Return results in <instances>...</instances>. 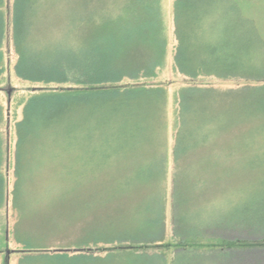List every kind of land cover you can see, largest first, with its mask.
<instances>
[{
  "label": "trees",
  "instance_id": "1",
  "mask_svg": "<svg viewBox=\"0 0 264 264\" xmlns=\"http://www.w3.org/2000/svg\"><path fill=\"white\" fill-rule=\"evenodd\" d=\"M7 1L0 0V82L5 71L4 47L9 44L15 57V77L32 86H46L18 105L20 119L14 120L13 126L16 141L12 207L21 216L23 211L16 205L24 196V177L30 175L26 165L35 155L40 154L43 159L63 158L75 147L81 149L83 156L97 157L85 159L86 166L94 168L103 167L105 161L99 163L100 158L130 152L142 164L137 167L143 173L140 177L148 179L145 185H139L151 189L154 179L166 172V157L156 155V134L161 117L164 119L166 93L161 87L138 83L155 79L166 62L165 28L158 1L122 0L123 5L117 10L103 9L98 6L99 0H12L10 4ZM239 9L229 11L221 0H174V72L191 82L238 80L248 85L227 91L190 86L177 93L169 207L172 238L178 242L162 248V252H177L170 264L202 261L205 255L200 248L231 253L235 256L234 264L241 263L242 251L264 249L261 236L244 241L216 237L212 244L207 243L210 239L205 240L207 245L200 243L201 236L214 232L210 226L214 218H232V226L240 224L259 231V226H264V189L247 198L243 212L239 213L234 212L231 202L230 209L211 216L208 208L201 209L193 199L208 184L205 178L209 168L204 172L199 161L204 155L220 158V150L213 148L218 143L210 140L229 109L223 106L230 97L243 99L244 90L264 91V38L254 20ZM52 86L58 88L49 89ZM254 101L248 104L247 118L263 125L261 132L258 127V135H254L261 138H249L245 144L248 152L240 159L249 157L246 163H256L258 155L264 153V102ZM3 120L0 104V127ZM2 139L0 133V163L5 152ZM5 180L0 174V208L5 203ZM150 191L159 192L156 187ZM162 196H153L148 206L147 198L140 199L142 212H135L138 222L131 225L137 234L130 237L142 238L140 241L123 242L127 236H119L116 223L104 231L91 221L81 228L84 237L55 248L45 240L48 235L63 233L56 225V230L49 227L36 234L30 228L14 230L13 240L18 249L12 252L23 254L25 260L59 264L68 259H106L117 251L134 256L147 248H158L160 245L148 247V243L157 239L153 222L163 220ZM70 199H75L74 193ZM26 213L34 212L28 208ZM122 222L120 225L125 223ZM219 226L215 224V228ZM151 229L152 237L148 236ZM159 232L161 238L163 229ZM103 252L108 255L100 257Z\"/></svg>",
  "mask_w": 264,
  "mask_h": 264
},
{
  "label": "rangeland",
  "instance_id": "2",
  "mask_svg": "<svg viewBox=\"0 0 264 264\" xmlns=\"http://www.w3.org/2000/svg\"><path fill=\"white\" fill-rule=\"evenodd\" d=\"M11 1L8 0L7 4H10ZM157 1L165 28L167 45L166 62L164 68L160 70L155 79L145 82L140 81L138 84H144L148 87H161L166 93L164 119L161 117L159 122L160 128L156 134L159 137L157 138L156 151L158 153L156 155L160 157L164 155L166 157V172L164 176L160 179H154V182L150 184L151 189L156 187L163 195V220L161 223L153 222V231L157 239H153L155 241L152 244L148 243L150 245L148 247L155 245V247L157 245H160V247L147 248L139 251V254L134 256L117 251L113 255L105 257L106 259L89 260L80 258L78 261L76 259H68V261L59 264H170L169 260L177 252L173 249L162 252V248L178 242L175 238H172L169 207L171 187L173 185L172 146L173 136L175 135L174 120L177 93L181 89L190 86L227 91L240 89L248 85L246 82L238 80L200 79L196 82H191L176 74L172 66V56L174 47L176 46L173 26L174 0ZM98 2V6H102L103 9L117 10L116 7L119 8L123 5L122 0H99ZM221 2L222 6H225L229 11L240 8L241 12L243 11L244 14L254 20L264 38V0H221ZM11 49L9 44L4 47L6 58L3 66L5 71L0 82V104L4 114L0 133L3 137L2 144L6 159L8 158L7 161L10 164V181L5 191L6 203L0 209V264H5L6 252L8 254V264H43L38 259L25 260L26 257L23 254L12 252L18 249L17 244L13 240V231H19L21 228L24 230L30 228L32 233L36 234V231H45L49 227L56 230L57 226L63 233L52 236L48 235L45 240L51 248L72 244L81 238L84 235L81 228L86 222L91 221L98 223L97 227L102 230L104 229V231L116 223L115 226L118 228L119 236H127V239H124L123 242L130 241L134 243L135 241H140L142 238L140 239L139 237L130 240L131 236L137 234L136 230L131 228V225L138 222L137 218H135V212L137 211L138 214L142 212L143 203L139 204L140 199L147 198L148 206V200H152L153 196H157L160 193L150 191L151 189L148 186L139 185H145L144 182H147L148 179L140 177L143 173L137 170V167L142 164L134 156L131 157L130 152H127L126 149L123 156L100 158L101 160H98L99 163L102 160L105 161L102 168L87 167L85 159L93 160L97 157L83 156L80 151L81 149L78 147L73 148L63 158L51 156L43 159L40 158V154L35 155V158L31 159L26 165L30 175L24 177L22 182L24 196L16 205L18 210L23 211L21 212V216L12 207L10 193L15 182V178L12 176V169L14 171L12 165L15 164L13 156L16 141L13 126L14 120L20 119L21 107L18 105L22 100L28 98L29 95L36 93L35 91L46 86H32L21 82L15 77L13 73L15 57ZM56 88L58 87L52 86L49 89ZM242 95L243 99H233L230 97L229 103L227 102L228 104L226 103L223 106L229 109H226L227 114L222 119L221 125L215 129L216 136L210 140V142L218 143L213 148L220 150V158L213 156L211 159L210 155H204L199 161V164L205 168L204 172L209 168L206 171L205 178L208 184L205 188L203 187L205 190L201 187L204 191L197 192L193 199L199 204L201 209L202 207L208 208V213L211 216L230 209L232 207L231 202L234 204L235 213L243 212L242 208L246 206L247 198L253 197L255 193H260L264 189V153L258 155L257 164L254 162L246 163L245 161L249 157L245 159L242 157L240 159L243 153L248 152L245 149V144L250 139L261 138L254 135L257 134L258 127H260L259 132H261L263 123L261 121L253 122L251 119H248L247 110L249 109L248 104L251 100H255V103L256 101L264 102V91L257 90L247 93L244 90L242 91ZM147 120L150 122V119ZM153 151L155 152V148ZM230 154L233 155L232 159L230 158ZM209 163H211V166H209ZM255 176L257 177L255 178ZM73 193L75 199H70V194ZM78 201L79 203H77ZM28 208H31L34 213L27 214ZM83 215L85 217L81 218ZM223 220L220 221L214 218L210 225L214 232L206 231V235L201 236L203 240V242H200L201 244H206L205 240L208 239L210 240L207 243L212 244L216 237L227 240L239 239L241 241L260 238V236L264 237V226H259V231L255 229L254 231L250 226L240 224L232 226V218L231 220L227 218ZM121 221H125V223L122 222L123 224L120 225ZM215 224H220L221 226L215 228ZM161 229H163V236L160 238L161 233L159 231ZM6 231L7 247L3 240L6 237ZM66 231L68 232L66 233ZM153 231L151 229L148 236H154L152 234ZM23 233L19 232V234ZM212 234L215 235L212 236ZM105 236L111 237L109 235ZM200 249V252H203L205 255L202 261L192 259L187 262L185 261V263L234 264L235 256L231 255V253L210 252L204 250V248ZM7 250L11 251V253H8ZM210 253L213 254L210 255ZM242 253L241 263L238 264H264L263 248L254 251L245 250ZM100 255V257H104L108 254L103 252ZM174 258H177V255Z\"/></svg>",
  "mask_w": 264,
  "mask_h": 264
},
{
  "label": "crops",
  "instance_id": "3",
  "mask_svg": "<svg viewBox=\"0 0 264 264\" xmlns=\"http://www.w3.org/2000/svg\"><path fill=\"white\" fill-rule=\"evenodd\" d=\"M4 150V149H3ZM13 159H14V156H13ZM8 160V158L6 159V155H5V152H4V154H3V156H2V159H1V163H0V174L2 175V176H4V177H6V183H5V191H6V187H7V184H9V181H10V179H9V169H10V164H9V162L7 161ZM12 168H14V164L12 165ZM14 171H13V169H12V176L14 177ZM5 203H6V201H5ZM5 203H4V205H5ZM3 205V206H4ZM3 206L1 207V208H3ZM0 208V209H1ZM3 240H4V238H3ZM6 241H7V231H6V239H5ZM7 247V246H6ZM8 251V250H7ZM8 254H7V252H6V258H5V264H8V262H6L7 261V259H8V256H7Z\"/></svg>",
  "mask_w": 264,
  "mask_h": 264
}]
</instances>
